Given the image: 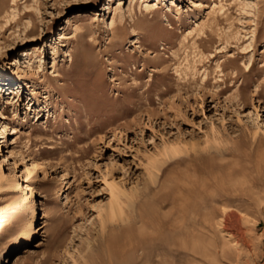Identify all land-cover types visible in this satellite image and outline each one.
<instances>
[{
    "label": "rangeland",
    "instance_id": "1",
    "mask_svg": "<svg viewBox=\"0 0 264 264\" xmlns=\"http://www.w3.org/2000/svg\"><path fill=\"white\" fill-rule=\"evenodd\" d=\"M0 88V264H264V0H0Z\"/></svg>",
    "mask_w": 264,
    "mask_h": 264
},
{
    "label": "bare ground",
    "instance_id": "2",
    "mask_svg": "<svg viewBox=\"0 0 264 264\" xmlns=\"http://www.w3.org/2000/svg\"><path fill=\"white\" fill-rule=\"evenodd\" d=\"M216 23H217V21H216ZM69 56H71V55H69ZM14 78H15V76L14 75H11V76L7 77V80H6L7 81V85H8L7 89H9L10 90L9 93L10 94L12 93L13 95H14V93L15 94H19L21 88H23L26 85V84H24L25 82H16V83H13V81H15ZM76 82H75V85H76ZM73 84H74V82H73ZM13 85L16 86V87L15 88H12ZM75 85H74V87H76ZM1 90L2 89L0 88V92H1ZM1 96H3V95H1V93H0V99H1ZM0 108H1V104H0ZM7 179H8L7 176L3 172H1V170H0V182H4ZM11 185L13 186L14 184H12V181H9V183H8L7 186L12 187ZM38 235H39V229L36 228V226L34 224H31V225L29 224V225L22 226L19 230H17L14 233H10L6 237L10 239L9 242H13L14 243L13 246H12V250H17L19 248H22L23 245H25L27 243L33 242V240Z\"/></svg>",
    "mask_w": 264,
    "mask_h": 264
}]
</instances>
